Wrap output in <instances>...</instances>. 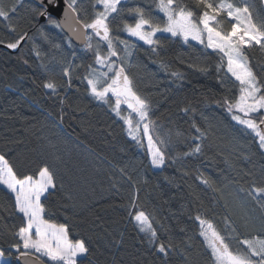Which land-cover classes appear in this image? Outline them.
Returning a JSON list of instances; mask_svg holds the SVG:
<instances>
[{"label":"trees","instance_id":"trees-1","mask_svg":"<svg viewBox=\"0 0 264 264\" xmlns=\"http://www.w3.org/2000/svg\"><path fill=\"white\" fill-rule=\"evenodd\" d=\"M136 2L129 0L126 6L133 7ZM21 3L18 13L23 19L18 31H27L30 39L16 50L0 45V154L20 174L35 173L42 160L55 164L58 183L64 187H58L49 198L48 203L54 205L50 207L51 219L67 223L73 240L85 239L94 264H163L129 216L133 196L153 217L158 235L178 246L166 258L167 264H212L198 222L192 219L197 214L205 215L222 231L228 217L241 238L261 227L264 211L247 190L252 183L264 181V151L214 102L226 94L218 82L217 55L168 34L157 37L161 41L157 55L131 38L137 47L126 65L129 74L138 91L150 98L151 119L161 134L169 129L173 132L169 159L162 168H154L146 147L128 136L123 121L109 105L91 97L80 79L92 62L91 54L74 44V64L83 67L73 72L68 86L59 63L72 60V50L64 43L66 34L46 20L41 22L40 17L31 20L37 2ZM151 3L142 0V6ZM253 3L261 10L260 0ZM225 27L230 25L225 22ZM5 35L0 31V37ZM57 44L61 47H54ZM250 57L254 65L264 63V55L257 49L250 50ZM160 61L167 65L166 70H161ZM201 67L208 71H199ZM256 70L260 73L259 67ZM173 71L183 73L184 78L171 76ZM49 80L59 85L57 92L43 87ZM228 87L234 85L229 82ZM189 104L196 109L194 114L182 112ZM193 118L209 130L202 141L203 155L177 158L191 146L185 138L192 135ZM177 130L184 134L179 140L174 135ZM199 173L211 177L219 190L202 184L197 179ZM12 211L11 196L0 188V251L9 264H18L9 244L10 231L21 221L19 216L9 215Z\"/></svg>","mask_w":264,"mask_h":264},{"label":"snow or ice","instance_id":"snow-or-ice-1","mask_svg":"<svg viewBox=\"0 0 264 264\" xmlns=\"http://www.w3.org/2000/svg\"><path fill=\"white\" fill-rule=\"evenodd\" d=\"M260 2L258 11L253 0H152L151 4L143 6L142 0H138L133 7L126 6L129 0H88L87 5L84 0H39L31 9V20L43 18L66 34L64 43L72 50V60L59 63L68 86L72 84L73 72L83 67L74 64L75 42H79L85 54H91L92 62L80 77L89 94L111 107L126 125L128 136L139 146L146 147L151 165L162 168L169 159L167 152L173 143V132L169 129L161 134L151 119L150 98L138 91L134 77L129 74L126 65L130 64L137 47L131 38L143 42L157 55L161 48L157 37L165 34L180 39L185 45L195 42L206 54L217 55L219 63L215 69L226 94L214 102L243 132L251 134L264 151V75L261 74L264 63L254 65L250 57L252 49L264 55V0ZM20 7H23L21 0L11 4L0 0V31L6 33L0 37V45L9 50L18 49L22 42L30 39L27 31H18L23 19L19 17ZM225 22L230 27H225ZM121 34H126L127 38H122ZM41 35L47 39L43 32ZM159 64L161 70L167 69L163 61ZM199 71L207 72L208 68L201 67ZM170 75L178 80L184 78V74L177 71ZM229 82L234 85L233 89L228 87ZM43 87L55 93L59 85L49 80ZM122 106L128 110L126 115H122ZM182 112L194 114L196 109L189 104ZM208 131L193 118L192 135L185 138L191 146L187 152L178 153L177 158L203 155L202 141ZM174 135L179 140L184 134L177 130ZM57 176L55 164L47 160L41 161L35 173L20 174L5 155L0 154V188L12 198L13 211L9 215L19 216L21 221L15 231H10L9 248L23 264H84L85 260L94 264L85 239L73 240L67 223L51 219L50 207L54 205L48 203L49 198L58 187H64L62 182L58 183ZM197 179L214 191L219 190L211 177L199 173ZM247 195L264 211V181L252 183ZM137 201V196L131 198L129 216L146 236L153 254L167 264L166 258L178 246L170 238L162 239L158 235L153 217ZM192 219L198 222L199 235L209 250L212 264H264V223L241 238L228 217H225L223 231L205 215L197 214ZM4 227L7 229V224ZM3 257L4 252L0 251V258ZM3 264L9 261L4 260Z\"/></svg>","mask_w":264,"mask_h":264},{"label":"rangeland","instance_id":"rangeland-1","mask_svg":"<svg viewBox=\"0 0 264 264\" xmlns=\"http://www.w3.org/2000/svg\"><path fill=\"white\" fill-rule=\"evenodd\" d=\"M195 43V42H194ZM122 108L124 109V111L122 112V115H126L127 114V109H126V106H122ZM126 126V125H125ZM145 145H146V139H145ZM154 167V166H153ZM155 168V167H154ZM134 221V220H133ZM135 222V221H134ZM136 223V222H135ZM137 225V224H136ZM138 226V225H137ZM4 260H8L7 257H3V258H0V264H3V261Z\"/></svg>","mask_w":264,"mask_h":264},{"label":"water","instance_id":"water-1","mask_svg":"<svg viewBox=\"0 0 264 264\" xmlns=\"http://www.w3.org/2000/svg\"><path fill=\"white\" fill-rule=\"evenodd\" d=\"M35 2H37V3H39V0H34ZM61 7H63V5L61 6ZM60 17L59 16H57V19H59ZM45 19H43V18H40V21L42 22V21H44ZM77 43H79V42H77ZM17 262H18V264H23V262L22 261H18L17 260Z\"/></svg>","mask_w":264,"mask_h":264},{"label":"bare ground","instance_id":"bare-ground-1","mask_svg":"<svg viewBox=\"0 0 264 264\" xmlns=\"http://www.w3.org/2000/svg\"><path fill=\"white\" fill-rule=\"evenodd\" d=\"M75 43H77V42H75ZM79 44V43H78ZM80 45V44H79Z\"/></svg>","mask_w":264,"mask_h":264}]
</instances>
